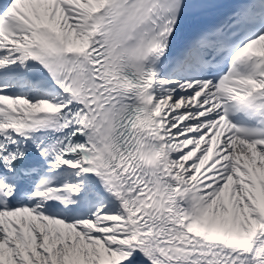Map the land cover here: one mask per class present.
Listing matches in <instances>:
<instances>
[{
	"label": "snow or ice",
	"instance_id": "obj_1",
	"mask_svg": "<svg viewBox=\"0 0 264 264\" xmlns=\"http://www.w3.org/2000/svg\"><path fill=\"white\" fill-rule=\"evenodd\" d=\"M0 264H264V0H0Z\"/></svg>",
	"mask_w": 264,
	"mask_h": 264
}]
</instances>
